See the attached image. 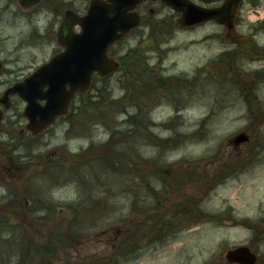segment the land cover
Returning <instances> with one entry per match:
<instances>
[{
	"label": "rangeland",
	"instance_id": "374dc122",
	"mask_svg": "<svg viewBox=\"0 0 264 264\" xmlns=\"http://www.w3.org/2000/svg\"><path fill=\"white\" fill-rule=\"evenodd\" d=\"M7 1L0 0L3 22L12 20L16 8L11 6L9 10H3ZM60 1L70 2V6L76 9L83 8L88 2L52 0L49 8L45 7L39 12L32 25L24 19L17 20L18 18H15L17 25L7 27L1 23V45L7 51L1 57L8 59L6 67H15L17 75L27 74L61 49L54 33H50L51 27L59 22L56 23L53 18L54 10L57 8V13L62 12L66 6ZM152 6L154 10L151 17L165 19L159 25V42L154 45L159 51L151 52L150 38L147 36H142L141 40L139 30H142V26L128 42L131 46L146 51L150 65L158 68L163 76L182 78L184 81L181 85L186 86L180 91H177L178 87H172V94L169 98L165 97L169 101L163 99L152 109L151 118L157 124L151 129L153 133L161 138L172 139L181 134L185 135L181 136L176 149L164 153V159L172 164L180 158L195 159L201 164L197 175L200 171L206 172L201 168L204 164H209L208 174L213 175L216 170L233 165L245 155H252V162L213 187L210 177H206L200 190L188 185L185 193L181 189L161 190L157 175H144L156 192L150 194L148 189L143 188L141 195L146 194V198L142 201L135 188L137 180L133 179L134 176L130 177L128 188L123 189L128 179L113 172L107 163L95 161L84 164L81 168L70 165L73 162L71 152L81 151L91 143L106 140L108 134L103 127L76 126L68 135L64 120H58L38 137L31 138L29 133L26 135L24 132L25 140L43 144L38 146L31 159L19 160L26 167L23 172H48L50 175H1L3 181L0 184V203L5 197L3 200L6 206L22 211V199H17L14 192L15 188L18 190V187L24 185L38 193V200L47 203L49 208L42 215L40 212L36 214L38 221L31 222L34 225L26 226L31 217L24 220L20 214L12 218L15 225L12 222L0 223V242H8L0 251V264H13L16 256L10 253L16 251L15 245L20 244L22 239L29 237L40 242L51 229L62 230L68 226L72 215L66 206L78 201L80 189L97 198L100 207L97 208L99 214L96 212L95 218L98 221L92 223V214H80L74 223L83 237L79 249L71 254L73 258L69 261L60 257L54 264H86L84 260L88 257L111 254L110 251L116 247L120 238L132 231L131 224H137L146 217L143 214L145 210L150 212L151 208L161 213L162 206L168 208L177 199H183L187 195H194L198 198L201 209L218 217L222 215L223 219H201L195 225L183 227L167 236L159 245L150 242L140 246L137 252L117 264H229L225 260L226 250L242 243L257 252V264H264V77L249 75L247 79H238V82L230 79L233 71L242 75L240 71H254L259 68L264 70V55L257 52L247 53L245 50V54L232 66V71L224 60H219L220 55L234 45H244V33H252L257 46L264 52V30H259L256 26L262 20L261 16L264 17V0L241 2L234 25L230 28L215 21L180 27L176 21L171 22L173 16L175 20L178 17L173 9L158 1ZM34 26L42 32H36ZM116 74L111 75V84L116 80ZM0 77L4 80L3 75ZM244 80L246 84H243ZM240 84L246 85L243 91L237 89L242 86ZM114 85L116 95H120L121 91L115 82ZM245 93L246 97L248 95L254 101L253 109L258 102L262 105L260 111L253 113L255 119L251 117L244 100ZM184 102L187 103L186 107L176 111L178 104ZM18 103L22 105L20 101ZM199 127L198 136L193 135ZM239 132L247 133L249 140L236 146L232 139ZM126 146L125 144L124 147ZM140 152L143 158L151 157L157 154V147L149 143L142 144ZM166 178L167 185L175 189V176ZM11 184L13 191L10 189ZM132 188L136 198L127 191ZM178 192L181 193L176 195ZM155 205L160 206L154 209ZM226 212L236 221L225 219L229 216ZM26 214L32 215L22 211V216ZM242 218L248 219V223H240ZM20 220L26 225H16ZM35 259V264H38V258Z\"/></svg>",
	"mask_w": 264,
	"mask_h": 264
},
{
	"label": "trees",
	"instance_id": "16d2710c",
	"mask_svg": "<svg viewBox=\"0 0 264 264\" xmlns=\"http://www.w3.org/2000/svg\"><path fill=\"white\" fill-rule=\"evenodd\" d=\"M159 34L161 31L158 25L152 24L149 38L152 49L159 51L158 47H154L159 42ZM244 44L240 46L234 45L228 51L220 55L219 60H226L228 65L232 67L237 60L243 56L245 50L255 54V52L264 55V52L252 38L251 33H245L242 37ZM122 48V47H120ZM145 51L139 47L127 48L123 55L119 56V65L117 68L116 80L114 81L120 95H116L114 82L111 84L109 78H93L89 90L80 93L71 103L68 114L65 116L67 121V131L69 134L76 126L91 127L98 125L103 127L108 133L105 141L91 143L87 148L77 153H70L73 160L71 166L82 167L95 161H101L110 165L113 172L120 174L124 179H128L126 186L128 188L130 177L137 180L139 197L145 200L146 194L141 195L143 188L148 189L155 194L153 185L144 175H157L161 182V190H182L183 193L188 185L196 187L200 190L203 187L205 178L210 177L213 187L215 184L222 182L230 174H235L239 168L245 167L252 162V155H245L239 158L233 165L223 166L216 170L213 175L208 174L209 164L202 165L206 172L201 171L197 175V169L200 163L195 159L180 158L175 163H169L164 159V153L176 149L177 144L181 140L179 137L161 138L153 133L151 129L157 125L152 121L151 112L155 106L159 105L163 99L169 101L170 90L172 87L185 89V85H181L184 79L175 76H163L158 68L150 65L149 60L144 55ZM256 54V55H257ZM248 74H240L233 71L230 79L238 82L247 79ZM234 78V79H233ZM246 84V80L244 83ZM240 84L238 90L243 91L246 85ZM248 110L251 117L254 112L260 110V103H257L256 109L252 108L254 101L245 93ZM252 101V102H251ZM186 103L176 107V111L182 109ZM182 107V108H181ZM122 116V117H121ZM199 127L193 135L198 136ZM80 134V133H78ZM185 136V135H183ZM153 145L157 147V154L151 157L143 158L140 152L142 144ZM127 145L124 147V145ZM218 161V159H216ZM212 162V161H211ZM124 174V175H123ZM162 175H164L162 177ZM175 176V189L167 185L168 176ZM74 180V179H73ZM203 181V182H202ZM210 186V185H209ZM134 188V186H133ZM132 189H128V193L136 198V194ZM180 190V191H181ZM181 192L176 193L179 194ZM92 193L83 192L81 189L78 193V201L75 204H68L66 207L71 210V219L68 226L62 230L53 228L46 233L43 241H36L34 238L26 237L22 239L20 246H16V251H11L16 258L13 264H35V258H38V264H54L60 257L66 258L68 261L73 258V252L82 243V233L76 230L74 223L79 219L80 214H92L93 222H96L95 213L99 214L97 208V198L91 196ZM16 198L21 200L16 194ZM134 200V199H133ZM158 202V200H156ZM160 206V205H159ZM155 205V208L159 207ZM134 207V205H133ZM133 209V208H132ZM144 211L146 217L137 224H131L132 231L125 233L119 243L107 256H91L84 260L86 264H117L119 261L133 255L140 246L148 241L164 240L167 236L174 232L180 231L183 227H191L202 220L220 221V217L210 214L200 207L198 198L194 195H187L183 199H177L173 204L164 208L161 213H157L151 208ZM226 218L233 219L229 212ZM248 219L242 218L239 222L246 223ZM248 223V222H247ZM129 231V230H127ZM145 241V242H144ZM8 242H0V251H2ZM136 250V251H135ZM75 254V253H74Z\"/></svg>",
	"mask_w": 264,
	"mask_h": 264
},
{
	"label": "water",
	"instance_id": "95a60500",
	"mask_svg": "<svg viewBox=\"0 0 264 264\" xmlns=\"http://www.w3.org/2000/svg\"><path fill=\"white\" fill-rule=\"evenodd\" d=\"M18 1L29 6L40 0ZM139 1L90 0L83 15L65 11L57 33V41L63 45V50L38 66L23 81L5 90V95L16 92L24 99L23 114L28 118L29 129L38 132L52 123L57 115L65 113L73 93L89 87L94 71L106 76L115 70L117 62L107 56V47L137 25V14L127 11ZM160 1L180 12L177 23L181 26L214 19L231 27L241 0H223L220 5L211 7L192 0ZM74 24L80 26V31L72 29ZM247 139L245 133H239L234 137V143ZM225 257L229 262L239 264H255L256 260L255 253L244 244L228 249Z\"/></svg>",
	"mask_w": 264,
	"mask_h": 264
},
{
	"label": "flooded vegetation",
	"instance_id": "af4514ba",
	"mask_svg": "<svg viewBox=\"0 0 264 264\" xmlns=\"http://www.w3.org/2000/svg\"><path fill=\"white\" fill-rule=\"evenodd\" d=\"M84 3V2H83ZM154 1L150 0H142L137 4L135 7V11L139 14L141 23L148 19L151 15L149 12L153 11ZM85 4V3H84ZM11 6H15L12 20H5L2 18V14L0 13V25L3 23L5 26L10 27L9 25H17V20L24 19L29 25H32L34 21H36L37 17V9L36 6H32L29 8H21L16 5L15 1H7V3L3 6V9H10ZM80 13H83L84 8L77 9ZM15 18H18L15 20ZM36 29V26H34ZM32 28V29H34ZM144 28H142V32ZM133 30H131L125 37L122 38L121 42L116 43L113 45V49L109 50L108 55L118 60L119 56L122 55L119 49L120 43L124 44L127 43L126 40L129 39L130 35L132 34ZM2 39L0 38V76H4V80L0 77V96L3 95L5 89L10 85L21 81L27 74L17 75L16 68H8L6 64L8 63L7 58L1 57L5 52L4 46L1 45ZM18 101L24 105V101L18 97L17 94H9L1 99L0 97V112H1V122H0V184L2 176L1 175H50L48 172H39V173H26L23 172L25 166H22L19 163L20 159H31L33 154L36 153L38 146L42 145L43 143H39L33 140H25L24 139V132L31 138L36 137V134H31L26 128V118L23 116L22 113V105L20 106ZM62 118L59 117V119ZM47 130V129H46ZM37 155H35L36 157ZM13 184H11V190ZM17 190L15 188L14 194L16 195L17 192L21 193L22 199V211H26L32 215H24L22 216V211L13 207V206H6L5 197L1 200L3 202L0 203V223L3 222L8 224V222L13 223V216L14 215H21L24 220L30 218V223L26 225L23 220L17 222L16 225L24 224L26 226L34 225L35 223H31L32 221H38L37 215L39 212L41 215L44 213L46 208H49L47 203L44 204V201L38 200L39 196L38 193L34 192L32 189H28L26 186L18 187ZM24 193V194H23ZM20 205V206H21ZM46 213V211H45ZM47 217L46 215H43ZM42 216V217H43ZM42 221V220H41ZM14 224V223H13ZM15 225V224H14Z\"/></svg>",
	"mask_w": 264,
	"mask_h": 264
},
{
	"label": "bare ground",
	"instance_id": "6f19581e",
	"mask_svg": "<svg viewBox=\"0 0 264 264\" xmlns=\"http://www.w3.org/2000/svg\"><path fill=\"white\" fill-rule=\"evenodd\" d=\"M256 26H258L257 28L260 30V28H261V22H258V24ZM232 70H234V69L232 67H230V71H232ZM240 72L242 74L253 75V76H256V77H260L261 75H262V77H264V70L261 69V68H259L258 70H254V71H244V72L243 71H240Z\"/></svg>",
	"mask_w": 264,
	"mask_h": 264
}]
</instances>
